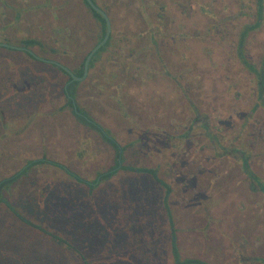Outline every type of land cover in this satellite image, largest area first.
<instances>
[{"label":"rangeland","instance_id":"rangeland-1","mask_svg":"<svg viewBox=\"0 0 264 264\" xmlns=\"http://www.w3.org/2000/svg\"><path fill=\"white\" fill-rule=\"evenodd\" d=\"M96 3L111 31L86 78L67 91L124 147L120 164L151 168L168 185L173 225L150 175L118 171L90 189L53 164L92 182L116 155L73 114L65 75L0 46V182L19 174L0 183V233L24 224L27 234L61 231L52 239L72 253L64 264H142L137 255L163 251L172 264V244L175 264H264V0ZM102 34L83 0H0V44L71 71ZM94 144L91 158L78 154ZM42 159L49 163L25 169ZM52 188L68 202L46 200ZM70 218L94 224L78 231L94 239L82 255L69 247ZM194 228L202 239L188 233Z\"/></svg>","mask_w":264,"mask_h":264},{"label":"crops","instance_id":"crops-1","mask_svg":"<svg viewBox=\"0 0 264 264\" xmlns=\"http://www.w3.org/2000/svg\"><path fill=\"white\" fill-rule=\"evenodd\" d=\"M39 61L44 62L41 60H39ZM45 63L46 62H44V64ZM48 64H50V63H48ZM69 84L70 83H68V81H67L66 84L63 86L64 92H65V89H64L65 86L66 85L68 86ZM66 89H67V87H66ZM65 94H66V92H65ZM2 110H0V111L2 112ZM24 129L27 130L26 127L21 128L22 133H24V131H26ZM2 136H5V135L1 134V132H0V137H2ZM92 147L93 146H91V148ZM82 150L86 152V154L88 155V158H91L92 156H94L95 152H94L93 148L89 149V147H88V151H87L86 147H82ZM82 150H81V152H80V150H78V154L79 153L81 154ZM79 160H82V159L80 158ZM124 173H126V175H130V174H128L129 172H123V174ZM134 175H145V174H142V173L135 174L134 173ZM69 187H70L69 188L70 190L73 189L72 186H69ZM55 195H58L57 196L58 200H61L64 203L68 202L67 196H65V197L60 196L61 195V189L56 190L54 188H52L49 195L46 196L47 197L46 200L49 197H51L52 199H56ZM70 200H71V198H70ZM48 219H52V218H48ZM54 219H57V218H54ZM70 219L72 221V223H71L72 225H70V228H71V231H70V233H71L70 234V241L71 242L70 243H71V245H74V248L75 247L80 248L81 252L85 251L87 249V247L92 246L94 244V239L92 240L91 237L88 239L87 238L88 235H84V234L79 233V232L89 231L91 226L94 227V224L90 225V223L88 221H86L87 225L84 228L82 223H84L85 220L80 221V218L78 219V221H77V219L75 221L74 218H70ZM86 219H88V218H86ZM139 220H141V219H139ZM166 221L168 223V220H166ZM47 224H49L48 221H47ZM79 225H80V227H79ZM24 227L26 228V230H24L22 232L11 230V232L9 233L8 236L6 233L5 234L0 233V235H1L0 236V264H64V258L71 256L72 253L70 251L65 252L66 250H64L63 244L52 239V238H55L56 236L58 238H63L61 231H57V230L52 228L51 230L48 229L47 232L46 231L42 232V231L35 229V231L29 230V233L27 234V228L28 227H26L25 224H24ZM79 229H80V231H79ZM13 232L15 234L11 236V234ZM21 233L25 234V236L23 237L22 235H20ZM103 233L106 236L108 232L104 231ZM188 233L191 235V237L194 236V238H196V239H202V232L196 233L195 228L193 231L189 230ZM36 239L38 240V243H37L38 245L32 244V240H36ZM21 240H23V241H21ZM28 244H30L32 246L27 247ZM118 244L121 245L123 243L118 242ZM37 246H38V248H37ZM154 248L156 249L155 250V252H156L157 247L154 246ZM37 252H39V253L37 254ZM239 253H240L239 250H237L236 254H239ZM170 255L172 257L171 258L172 264H175L176 256H175L173 244H172V248L170 250ZM149 256L150 255H148L147 257H149ZM152 256H153V254H152ZM152 256L149 257L150 259L143 261V260L139 259L138 255H137L136 259H138V261L142 264H164V262H167V256H166L165 251H163L161 253L159 252L158 254H156L155 257H152ZM168 258H169V255H168ZM232 260H233V258H232ZM71 264H73V263H71ZM75 264H78L77 261L75 262ZM82 264H85V263H82ZM91 264H95V262H91ZM122 264H131V262L129 261V259L127 257H125V259L122 261Z\"/></svg>","mask_w":264,"mask_h":264},{"label":"trees","instance_id":"trees-1","mask_svg":"<svg viewBox=\"0 0 264 264\" xmlns=\"http://www.w3.org/2000/svg\"><path fill=\"white\" fill-rule=\"evenodd\" d=\"M99 8H102V6H100V5H98V3H96V0H92ZM258 1H260V0H258ZM83 2H84V4L88 7V9L91 11V13L93 14V16L99 21V23H100V26H101V28H102V33L104 34L105 33V22H104V20H103V18H102V16L99 14V13H97L96 11H94V10H92L89 6H88V4L86 3V1L85 0H83ZM246 29H250V26H247V28ZM102 34V35H103ZM24 45L25 46H29V45H33V44H35V41L34 40H32V39H27V40H24ZM104 47V46H103ZM103 47H101L95 54H94V56L91 58V60H90V62H89V66H88V70H90L91 69V66H92V64H93V61H94V59L96 58V56L98 55V53L101 51V50H103ZM15 50V49H14ZM9 51H13V50H11V49H9ZM16 51V50H15ZM18 51H22V50H18ZM22 53H23V51H22ZM24 53L27 55V56H29L32 60H37L36 58H34V57H32L29 53H27V52H25L24 51ZM86 57V56H85ZM85 59V58H84ZM84 59H83V62H82V64H81V66H80V68H78V69H75V70H72V72L75 74V75H77V76H80L81 74H82V71H83V63H84ZM242 61H244V60H242ZM63 65V64H62ZM50 66H52V67H54V68H56L61 74H63V75H65L66 77H67V79H68V81L71 79L70 78V76L63 70V69H61L60 67H58L57 65H54V64H50ZM250 69L251 70H253V71H255L254 69H252L251 67H250ZM70 71H71V69H69ZM257 83H258V85L259 86H263V78H262V74L260 73V74H258L257 76ZM79 82H73V83H71L72 85H76V84H78ZM68 90V86H67V89H66V92H67V94H65V96H66V100H67V103L73 108V104H72V101H71V99L68 97V96H70L72 99H73V101H74V103H75V106H76V111L74 110V108H73V114L76 116V118H78L80 121H82L85 125H87V126H89L90 128H92V129H94L98 134H99V138H101L100 140H102V141H105V142H107L109 145H110V147H112L113 148V150L115 151V155H116V160H115V165L113 166V167H111V168H109L108 170H107V172H99L98 174H97V176L94 178V180L92 181V182H88L87 180H83L82 178H80L78 175H76V174H74V173H71L69 170H67L66 168H64L63 166H60V165H58V164H56V163H53L54 165H56V166H58L60 169H63V171L65 172V173H67L71 178H73L74 180H76L77 182H79V183H81V184H86L87 186H89V188L91 189V188H94L95 187V185L98 183V182H101V180L102 179H107V178H109V177H111L112 175H114L115 173H117L118 171H123V172H129V173H135V174H140V173H142V174H148V175H150L154 180H155V182L159 185V186H161L163 189H164V192H165V197H164V199H163V201H164V203H163V205H164V209H165V212H166V215H167V218H168V223H169V225L170 226H172L173 225V221H172V217H171V213H170V209H169V206L167 205V203H166V196H167V193H169V187H168V185L165 183V182H163L162 180H160L159 178H157V176H156V172L153 170V169H151V168H147V167H142V166H129V165H125V164H120V162H121V157L123 158V149H124V147H122L119 143H117L115 140H114V138L112 137V136H110V133L104 128V127H102V126H100V125H98V123H96V121L91 117V115L89 114V112H87L86 110H84V109H82L81 107H80V104H79V101H78V99H77V97H76V94H75V92L72 90V92L70 93V92H68L67 91ZM65 93V92H64ZM68 95V96H67ZM3 115V114H2ZM137 140L138 139H132L131 140V144H133L134 142H137ZM96 141H98V140H96ZM100 147V145H98V144H94V147H92L93 148V150H94V148H95V150H97V148H99ZM82 153H86L85 151H83L82 150ZM120 159V160H119ZM44 162H47V160H45V159H42V160H34V161H30L28 164H27V166H26V168L25 169H28V168H31V167H35V166H38V165H40L41 163H44ZM47 163H49V162H47ZM246 167L248 168V166L246 165V163L244 162L243 163V168H245L246 169ZM249 174H250V171H249ZM19 174L17 173V174H15V175H13L11 178H8V179H5V180H3V181H1V182H4V183H6V182H11V181H14L15 179H17L19 176H18ZM251 175V174H250ZM252 176V175H251ZM0 182V183H1ZM261 192H263L264 193V187L262 186L261 187V190H260ZM20 218H22L21 216H19ZM76 236V235H75ZM57 237V236H56ZM60 239V238H59ZM58 239V240H59ZM60 241V240H59ZM69 247H71V248H74L73 247V245H71V243H69ZM76 251L78 252V254H81L82 255V252H81V249L80 248H76ZM180 263V262H179Z\"/></svg>","mask_w":264,"mask_h":264},{"label":"water","instance_id":"water-1","mask_svg":"<svg viewBox=\"0 0 264 264\" xmlns=\"http://www.w3.org/2000/svg\"><path fill=\"white\" fill-rule=\"evenodd\" d=\"M85 1L92 10L96 11L97 13H99L102 16V18L105 22V33H104L103 38L95 46H93V48L86 55V57L84 59V63H83V71H82V74L80 76L75 75L72 71L69 70V68H67L66 66H64V65H62V64H60L54 60L44 59V58L38 57L37 55H35L32 51H30L26 47L11 46V45H5V44H0V46H6V47H9L12 49L22 50V51L29 53L32 57H34L38 60L44 61L46 63L57 65L58 67L63 69L70 76L71 79L68 81V83H71L73 81L79 82V81L84 80L87 76V73H88V66H89V62H90L91 57L99 50V48H101L105 44V42L107 41V39L109 37L110 31H111L110 20H109L107 14L101 8H99L92 0H85ZM66 87H67V85L64 88L65 92H66ZM66 94H67V92H66ZM68 97L71 99L72 104H73V108L76 111V106H75L73 99L70 96H68Z\"/></svg>","mask_w":264,"mask_h":264}]
</instances>
